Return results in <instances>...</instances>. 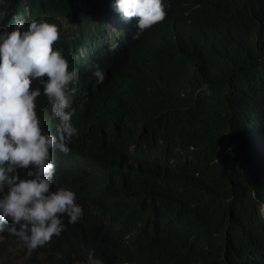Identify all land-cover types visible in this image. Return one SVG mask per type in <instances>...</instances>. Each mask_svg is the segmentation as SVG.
<instances>
[{
	"label": "trees",
	"instance_id": "1",
	"mask_svg": "<svg viewBox=\"0 0 264 264\" xmlns=\"http://www.w3.org/2000/svg\"><path fill=\"white\" fill-rule=\"evenodd\" d=\"M53 1L0 5L14 14L25 2L29 18L100 15ZM166 3L164 21L149 28L169 36L164 44L147 29L133 39L127 22L120 39L91 51L90 69L123 96L114 122L122 156L93 168L76 150L54 154L63 181L75 166L88 179L78 189L91 210L32 251L4 226L25 263L88 264L91 252L103 264H264V0ZM101 106L81 124L91 129ZM224 247L242 261L221 258Z\"/></svg>",
	"mask_w": 264,
	"mask_h": 264
},
{
	"label": "clouds",
	"instance_id": "2",
	"mask_svg": "<svg viewBox=\"0 0 264 264\" xmlns=\"http://www.w3.org/2000/svg\"><path fill=\"white\" fill-rule=\"evenodd\" d=\"M75 1L80 5L77 9L83 5L100 15L84 21L71 14L29 18L25 2L14 14L0 5V231L9 226L8 231L28 251L58 236L63 222L75 224L91 210L78 189L88 179H82L75 166L67 182L63 181L54 154L64 156L76 150L88 157L93 168L100 159L122 156L114 122L123 96L110 89L104 72L90 69L91 51L97 44L110 43L112 36L120 39L127 22L135 28L133 39L146 29L163 44L169 37L149 29L164 21L166 0H64L54 8L63 9ZM54 3L46 0L47 5ZM70 18L79 24L75 38L64 34ZM87 22L94 25V31L85 26ZM63 40L67 44H61ZM97 101L102 106L90 129L79 118ZM85 187L89 198L96 185ZM260 212L264 217V205ZM118 224L112 222L114 229ZM219 253L221 258L231 253L232 259L242 261L225 247ZM87 260L103 264L91 252Z\"/></svg>",
	"mask_w": 264,
	"mask_h": 264
},
{
	"label": "rangeland",
	"instance_id": "3",
	"mask_svg": "<svg viewBox=\"0 0 264 264\" xmlns=\"http://www.w3.org/2000/svg\"><path fill=\"white\" fill-rule=\"evenodd\" d=\"M70 26L65 28L64 34L69 38H75L77 33L74 31L79 24H75L74 18L69 19ZM65 24L63 23L61 27ZM86 27H90L91 30L94 31V25L87 22L85 24ZM105 30L107 31V25L104 26ZM110 30V29H109ZM29 254L21 247L20 243L15 244L10 236L4 232L0 231V264L3 262H10L11 264H27L25 263L26 259L28 260Z\"/></svg>",
	"mask_w": 264,
	"mask_h": 264
},
{
	"label": "bare ground",
	"instance_id": "4",
	"mask_svg": "<svg viewBox=\"0 0 264 264\" xmlns=\"http://www.w3.org/2000/svg\"><path fill=\"white\" fill-rule=\"evenodd\" d=\"M102 39H104V37H101ZM48 116V115H47ZM45 123V122H44ZM261 247H263V245H261ZM259 255H262L261 253ZM260 259H263L262 257ZM264 263V262H263ZM259 264V263H258Z\"/></svg>",
	"mask_w": 264,
	"mask_h": 264
}]
</instances>
